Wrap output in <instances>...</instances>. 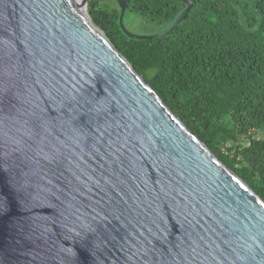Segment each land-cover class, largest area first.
I'll use <instances>...</instances> for the list:
<instances>
[{"label": "water", "instance_id": "1", "mask_svg": "<svg viewBox=\"0 0 264 264\" xmlns=\"http://www.w3.org/2000/svg\"><path fill=\"white\" fill-rule=\"evenodd\" d=\"M0 0V264H264V201L92 22ZM172 31L192 0L168 27Z\"/></svg>", "mask_w": 264, "mask_h": 264}, {"label": "trees", "instance_id": "2", "mask_svg": "<svg viewBox=\"0 0 264 264\" xmlns=\"http://www.w3.org/2000/svg\"><path fill=\"white\" fill-rule=\"evenodd\" d=\"M89 2L88 14L166 106L264 201V0H192L169 33L125 36L119 7ZM126 13L160 31L179 0H125ZM101 4L103 6L101 7Z\"/></svg>", "mask_w": 264, "mask_h": 264}, {"label": "rangeland", "instance_id": "3", "mask_svg": "<svg viewBox=\"0 0 264 264\" xmlns=\"http://www.w3.org/2000/svg\"><path fill=\"white\" fill-rule=\"evenodd\" d=\"M106 2L107 4H112V2L108 0H103V3ZM103 4H101V7ZM124 26L126 29L134 34L137 35H148L157 32L156 29L157 27L153 26L152 24H148L147 22L144 21L143 18H140L134 14L130 13H125V17L123 19Z\"/></svg>", "mask_w": 264, "mask_h": 264}, {"label": "bare ground", "instance_id": "4", "mask_svg": "<svg viewBox=\"0 0 264 264\" xmlns=\"http://www.w3.org/2000/svg\"><path fill=\"white\" fill-rule=\"evenodd\" d=\"M89 15V14H88ZM89 17H90V15H89ZM90 19H91V17H90Z\"/></svg>", "mask_w": 264, "mask_h": 264}]
</instances>
